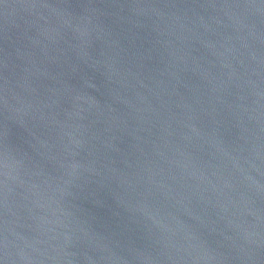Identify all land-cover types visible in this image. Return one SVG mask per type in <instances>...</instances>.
<instances>
[{"label":"water","instance_id":"95a60500","mask_svg":"<svg viewBox=\"0 0 264 264\" xmlns=\"http://www.w3.org/2000/svg\"><path fill=\"white\" fill-rule=\"evenodd\" d=\"M0 264H264V0H0Z\"/></svg>","mask_w":264,"mask_h":264}]
</instances>
